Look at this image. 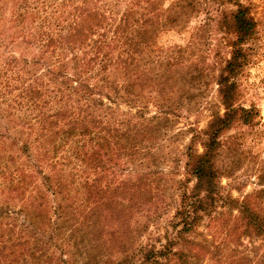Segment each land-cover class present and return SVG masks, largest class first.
Instances as JSON below:
<instances>
[{"label": "trees", "instance_id": "obj_1", "mask_svg": "<svg viewBox=\"0 0 264 264\" xmlns=\"http://www.w3.org/2000/svg\"><path fill=\"white\" fill-rule=\"evenodd\" d=\"M210 2L236 6L205 11L201 24L232 37L214 81L222 112L206 115L192 142L199 151L185 148L191 185L171 198L172 240L155 247L145 236L149 208L164 202L153 185L161 173L150 171L164 140L157 119L178 112L166 104L199 69L191 52L157 39L180 34L183 8L193 6L0 0V264H264V171L254 176L256 189L233 198L219 185L232 171L215 166L220 135L235 121L250 123L237 80L256 24L248 0ZM194 46L192 37L186 49ZM154 78L160 93L150 118L141 93Z\"/></svg>", "mask_w": 264, "mask_h": 264}, {"label": "rangeland", "instance_id": "obj_2", "mask_svg": "<svg viewBox=\"0 0 264 264\" xmlns=\"http://www.w3.org/2000/svg\"><path fill=\"white\" fill-rule=\"evenodd\" d=\"M159 1L164 8L170 7L178 0ZM191 2L190 0L187 4L184 0V4L192 5L193 9H189V6L183 8V15L180 16V34L169 32L157 39L158 45L163 48L176 45L180 47V52H185V54L191 52L196 57L191 58V63H196L199 69H196V73L183 76L184 79L189 76L193 77V84L180 93L181 98L176 95L171 103L166 104L171 108L178 107V112L169 115L167 118L158 117L159 119H157L162 131L159 137L164 140L161 142V144L163 143L160 148L161 153L157 154L158 159L150 171L161 173L160 180H154L153 185H157L163 190L162 201L164 202L158 206L154 204L155 209L149 208L148 213L151 214H149L150 220L146 227L145 236L148 235L151 238L149 244H154L155 247L166 242L164 236L167 235V239L172 240L174 235V228L170 226V217L174 211L171 198L175 199V195L179 192L181 195L184 188H189L191 185V179L184 170L185 148L188 146L191 149L200 150L197 144L192 145L193 139L203 128L206 115L209 112L220 110L214 81L223 63L229 58L231 51L229 47L232 41L231 36L222 34L214 23H210L208 27H203L201 24L205 20L203 14L205 11L217 8L223 9L224 12H234L236 6L227 3L219 8L217 3H212L210 0ZM203 2L206 3V6ZM247 3H250L248 14L256 25L255 35L247 45L243 46L245 53L250 54V56L237 80V90L240 94L237 104L244 109L251 110L250 123L245 125L240 121H235L220 135L219 139L224 144L215 163L219 170L224 169V166H229V170L232 171L229 177L222 176L220 178L219 185L223 193H227L233 198L241 197L256 189L254 176L259 171H264V0H248ZM247 3L245 2V5ZM7 15L8 12L5 11V19ZM0 34L6 35L3 28H0ZM192 37L195 38V46L186 49ZM2 48L3 46L0 47V55H4L1 54ZM19 51L20 48L12 52L13 57H17ZM185 54L181 57H185ZM200 55H202L201 58ZM187 59L190 60V57ZM38 71L37 69L35 72ZM151 82L153 85L147 89L149 92L146 94L144 90L141 93L143 96L142 103L146 105L145 117L157 116V109L154 107L155 104L151 98L157 97L160 93V86L156 78ZM205 103H209L206 109ZM119 110L127 111V107L120 105ZM221 112L220 110L219 113ZM230 159L233 161L231 164ZM154 211L156 213L152 214ZM143 214L135 216V221L139 220L142 224L145 219ZM197 231L203 235L207 233L201 225L198 226ZM206 238L208 239L207 236ZM243 241L245 242V240ZM178 248L180 245L172 246L174 250Z\"/></svg>", "mask_w": 264, "mask_h": 264}]
</instances>
